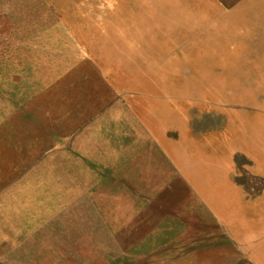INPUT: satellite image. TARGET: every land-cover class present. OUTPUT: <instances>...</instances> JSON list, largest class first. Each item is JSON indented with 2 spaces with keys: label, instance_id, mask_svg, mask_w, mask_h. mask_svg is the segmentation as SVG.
<instances>
[{
  "label": "rangeland",
  "instance_id": "rangeland-1",
  "mask_svg": "<svg viewBox=\"0 0 264 264\" xmlns=\"http://www.w3.org/2000/svg\"><path fill=\"white\" fill-rule=\"evenodd\" d=\"M263 44L264 0H0V264H264ZM152 92L248 157L136 161ZM168 202L186 221L147 229Z\"/></svg>",
  "mask_w": 264,
  "mask_h": 264
},
{
  "label": "crops",
  "instance_id": "crops-1",
  "mask_svg": "<svg viewBox=\"0 0 264 264\" xmlns=\"http://www.w3.org/2000/svg\"><path fill=\"white\" fill-rule=\"evenodd\" d=\"M253 54L256 56L255 60L258 66L263 65L262 55L264 54V44L253 51ZM171 102L168 97L160 96L159 94L156 95V93L153 94L152 92L150 94L147 93L141 101L131 104V106L127 103L128 108L133 112L137 122L135 142L133 143V145L135 144V148H129L128 138L120 146L123 149L135 150L136 161H193L189 153V138L191 136L192 139L193 134L173 124L176 111L174 103ZM243 120H248L245 129L249 131V119L243 118ZM243 123L241 125L242 132ZM252 123L253 121H251ZM186 132L189 133V136L186 135ZM193 137L195 138V143L199 145L200 156L197 161H228L229 157L235 153H240L248 157L246 151L247 145L245 147L243 145L240 146L233 139L230 148L223 150L225 158L222 155L221 158L213 159L214 151H212V148H208L206 133H200L199 137L193 135ZM209 166L211 167L212 164H209ZM197 177L198 180H202L201 174H197ZM204 194L206 195V193ZM205 197L203 195V198ZM202 202L206 207L204 210L208 212L207 200L204 199ZM209 213H214V211H209ZM142 214L146 228L159 231L170 230L175 226V222H185L187 218L186 211L184 212L181 209L177 210L171 202L161 203L157 207L152 205L147 206ZM253 256L257 261L264 262V248H259L258 252L255 250Z\"/></svg>",
  "mask_w": 264,
  "mask_h": 264
}]
</instances>
